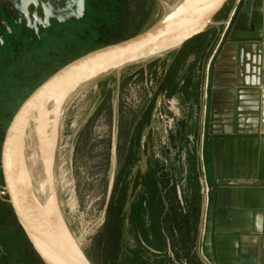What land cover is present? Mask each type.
Wrapping results in <instances>:
<instances>
[{"label":"rangeland","instance_id":"rangeland-1","mask_svg":"<svg viewBox=\"0 0 264 264\" xmlns=\"http://www.w3.org/2000/svg\"><path fill=\"white\" fill-rule=\"evenodd\" d=\"M184 1L84 0L80 15L63 20L45 18L44 7L34 0L23 6L27 24L11 25L0 37V153L20 104L58 68L108 37L147 29L166 8ZM233 6L228 0L224 13L209 24L206 45H188L187 57L199 59L208 45L226 36L227 25L218 22ZM177 51L132 62L79 86L68 94L60 122L51 129L50 156L57 139L53 169L59 206L93 264H154L150 234L142 230L152 224V174L158 180L170 172L179 177V150L198 132L195 97L186 98L180 89H186L192 72L193 88L202 87L210 70L209 63L195 59L188 72L179 66L177 73L171 71ZM2 186L0 169V207L9 204ZM7 221L0 211V264H33Z\"/></svg>","mask_w":264,"mask_h":264},{"label":"crops","instance_id":"crops-1","mask_svg":"<svg viewBox=\"0 0 264 264\" xmlns=\"http://www.w3.org/2000/svg\"><path fill=\"white\" fill-rule=\"evenodd\" d=\"M232 19L199 59L182 62L177 51L169 65L188 72L196 60L209 63L202 87L193 88L192 72L180 89L195 97L198 132L179 150V177L170 172L167 187L180 216L192 210L196 190L201 207L190 240L172 224L158 231L161 240L150 234L154 264H264V0H241Z\"/></svg>","mask_w":264,"mask_h":264},{"label":"water","instance_id":"water-1","mask_svg":"<svg viewBox=\"0 0 264 264\" xmlns=\"http://www.w3.org/2000/svg\"><path fill=\"white\" fill-rule=\"evenodd\" d=\"M23 0H0V8L13 15ZM63 20L76 15L84 0H35ZM228 0H185L147 29L122 41L91 50L58 68L20 104L4 134L0 169L2 189L18 224L43 264H93L75 239L59 206L54 177L55 144L45 164L50 190L33 177L20 154L25 130L49 102L61 94L132 62L183 47L207 31ZM0 23L3 19L0 15ZM232 24V22H231Z\"/></svg>","mask_w":264,"mask_h":264},{"label":"trees","instance_id":"trees-1","mask_svg":"<svg viewBox=\"0 0 264 264\" xmlns=\"http://www.w3.org/2000/svg\"><path fill=\"white\" fill-rule=\"evenodd\" d=\"M217 17V16H216ZM215 17V18H216ZM139 32V29L136 30L134 33L137 34ZM207 33L208 31H206L205 33L193 38L192 40L188 41L183 47H181V49H179V53L183 56H181V61L184 62L187 59V55H185L183 52L185 50V48L194 43V46H196L197 48H202L204 45H206V37H207ZM133 34V35H135ZM130 36H125V37H120L119 35H117L116 37H108V39L100 46H97L94 49L103 47L105 45L108 44H112L115 42H119L122 41L126 38L131 37ZM93 49V50H94ZM193 49V48H190ZM179 70V67H175L173 68V72L177 73ZM153 178H152V195H153V202L151 204V213H152V224L151 227L146 228L144 227V225H142V230H146V232L148 234H154L156 236V238H158L159 240H161V237L159 236L158 231L161 230V228H168L169 225H173L175 226L177 229H186L188 232V237L187 240H190V232L195 231V226H193L194 224H192L191 220H195L197 218V216L199 215L200 212V207H201V195L199 194V191L196 190L195 192V198L193 200V205H192V210L188 211V213H186L183 216H180L179 212H178V207L174 204V197H175V192L174 190H168L167 187L169 186L170 183V177L167 175L163 176V178L160 177V179L158 180V178H156V174L153 173L152 174ZM158 184L159 186L162 187L161 190H168L166 191L167 194H163L162 196V192L161 190L158 189ZM123 192V191H122ZM125 194V193H124ZM167 196L168 199L171 200L170 205L168 207L167 210L166 209V205H165V200L164 198ZM121 199V198H120ZM122 204H118L116 210L118 211V214L122 211V207H123V201L121 202ZM2 207H0V211L3 212V214L6 216L7 218V223L9 228L12 230V233L14 234V237H16L18 240H20L22 242V247L24 249V251L26 252L27 258L28 260L33 264H43L42 261L40 260V258L38 257V255L34 252L32 246L30 245L27 237L25 236L23 230L21 229L20 225L17 222V219L14 215V212L11 208V206L8 203H2L1 205ZM169 212H171L172 214L170 215ZM132 216V215H131ZM137 223H141V220L143 221V218L141 217V213L139 215V213L137 214ZM140 228V226H139ZM162 235V234H161ZM162 242V241H161Z\"/></svg>","mask_w":264,"mask_h":264},{"label":"bare ground","instance_id":"bare-ground-1","mask_svg":"<svg viewBox=\"0 0 264 264\" xmlns=\"http://www.w3.org/2000/svg\"><path fill=\"white\" fill-rule=\"evenodd\" d=\"M30 1L33 0H23L21 6H26ZM174 9L175 8H166V14H169ZM82 11L83 7L80 6L76 15H80ZM44 14L45 18L48 19L51 12L48 8L44 7ZM75 89L76 88L73 90ZM67 97L68 95L63 93L59 95V97L53 98L45 108L37 113L35 118L26 128L25 136L21 142L20 154L27 168L33 177L39 178L49 190L51 188V183L45 175L44 168L50 157L49 144L51 139V129L60 122L62 108ZM56 184L57 181L55 179V188Z\"/></svg>","mask_w":264,"mask_h":264},{"label":"flooded vegetation","instance_id":"flooded-vegetation-1","mask_svg":"<svg viewBox=\"0 0 264 264\" xmlns=\"http://www.w3.org/2000/svg\"><path fill=\"white\" fill-rule=\"evenodd\" d=\"M228 11L229 10H227V13L225 14V17H223L222 18L223 20H221V21H225L228 18V15H229V12H230V11L229 12ZM223 13H224V8L217 15V17L222 15ZM0 15H1L2 19H3V23L2 24L0 23V37L1 38L5 35V33L7 35V31H8V29L11 28V25L13 26L14 24H17V25L18 24H27V17H26L25 13L22 10L21 11H17L15 13V15H13V14H11L9 12L3 11L0 8ZM232 20H231V22H232ZM222 24H224V23H220V25H222ZM230 25H231V23H230ZM212 39H215V38H212Z\"/></svg>","mask_w":264,"mask_h":264},{"label":"built area","instance_id":"built-area-1","mask_svg":"<svg viewBox=\"0 0 264 264\" xmlns=\"http://www.w3.org/2000/svg\"><path fill=\"white\" fill-rule=\"evenodd\" d=\"M232 1H233V3H234V6H233V8L230 10V12H229L228 20H227V21H226V20L224 21V24H226L227 27L230 25V22H231L232 18H233L234 15H235L236 8H237L238 4L241 2V0H232ZM227 27H226V28H227ZM201 185H202V193H203L204 196L207 198L208 195H209V192H210V187H209V184H208V182H207V180H206L205 177H203V178L201 179Z\"/></svg>","mask_w":264,"mask_h":264}]
</instances>
